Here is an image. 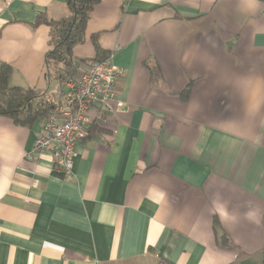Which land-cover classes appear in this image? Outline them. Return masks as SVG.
Returning a JSON list of instances; mask_svg holds the SVG:
<instances>
[{
	"label": "crops",
	"instance_id": "crops-1",
	"mask_svg": "<svg viewBox=\"0 0 264 264\" xmlns=\"http://www.w3.org/2000/svg\"><path fill=\"white\" fill-rule=\"evenodd\" d=\"M67 1L0 0L9 84L54 103L35 18ZM92 35L123 106L91 112L66 177L32 150L43 121L0 116V264H264L263 0H101L77 58Z\"/></svg>",
	"mask_w": 264,
	"mask_h": 264
},
{
	"label": "trees",
	"instance_id": "trees-1",
	"mask_svg": "<svg viewBox=\"0 0 264 264\" xmlns=\"http://www.w3.org/2000/svg\"><path fill=\"white\" fill-rule=\"evenodd\" d=\"M100 1L68 0V14L61 19L48 18L43 13L36 16V24L42 23L49 28L50 48L45 56L46 66L57 81L73 80L83 63L101 61L109 57V52L98 45L94 35L90 37L94 56L77 58L75 55V48L85 42L86 27L92 10ZM11 72L10 65L0 62V116L9 117L14 123L30 128L54 113L57 103L48 97L43 100L41 94L34 89L11 86ZM151 74L152 81L155 82L159 77L156 67L151 68ZM93 126H96V130L93 132L90 128L87 135L93 136L99 132L97 125L92 124V128ZM221 243L227 242L222 239Z\"/></svg>",
	"mask_w": 264,
	"mask_h": 264
},
{
	"label": "built area",
	"instance_id": "built-area-1",
	"mask_svg": "<svg viewBox=\"0 0 264 264\" xmlns=\"http://www.w3.org/2000/svg\"><path fill=\"white\" fill-rule=\"evenodd\" d=\"M121 74L122 69L107 57L83 63L75 79L61 81L64 88L61 99L54 113L43 120L32 148L36 153H49L55 171L61 176L66 177L72 172L74 150L87 133L91 112L96 109L99 114H110L122 108L123 103L115 90L116 79ZM158 264L168 263L159 261Z\"/></svg>",
	"mask_w": 264,
	"mask_h": 264
},
{
	"label": "rangeland",
	"instance_id": "rangeland-1",
	"mask_svg": "<svg viewBox=\"0 0 264 264\" xmlns=\"http://www.w3.org/2000/svg\"><path fill=\"white\" fill-rule=\"evenodd\" d=\"M45 98V97H44ZM44 98H42L43 100H45Z\"/></svg>",
	"mask_w": 264,
	"mask_h": 264
}]
</instances>
